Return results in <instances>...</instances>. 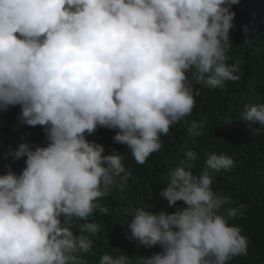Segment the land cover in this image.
<instances>
[{"label": "clouds", "instance_id": "1", "mask_svg": "<svg viewBox=\"0 0 264 264\" xmlns=\"http://www.w3.org/2000/svg\"><path fill=\"white\" fill-rule=\"evenodd\" d=\"M239 0H0V111L19 106L21 125L41 126L44 145L20 142L6 156L24 158L0 174V264H89L102 225L93 219L131 173L123 153L88 140L115 131L137 164L162 148V136L191 116L203 84L238 81L228 63L231 7ZM241 121L264 134V103L245 105ZM204 121L191 120L198 135ZM188 161L196 159L187 151ZM209 152L194 174L184 161L160 196L172 213L137 208L127 225L137 246L161 251L134 264H228L248 238L229 221L245 204L213 190L233 166ZM99 264H132L124 253Z\"/></svg>", "mask_w": 264, "mask_h": 264}, {"label": "trees", "instance_id": "2", "mask_svg": "<svg viewBox=\"0 0 264 264\" xmlns=\"http://www.w3.org/2000/svg\"><path fill=\"white\" fill-rule=\"evenodd\" d=\"M231 11L235 16L234 27L229 32L228 63L240 62V79L215 89L195 85L200 94L191 116L161 137L162 148L146 163L137 164L125 145L113 142L114 130L98 127L87 137L102 144L104 154H110L113 149L123 153L125 167L131 173L123 188L114 187L100 200L109 212L93 214V219L102 227L94 241L93 253L83 257L89 264H99L105 253L115 256L119 252L134 264L137 256L161 251L159 246L149 249L129 239L127 225L132 213L137 208L150 210V206L154 211H175L182 202L169 207L160 196L167 187L169 172L184 161L198 174L209 152L228 155L234 161L230 169L215 175L213 190L231 196L236 204L247 206L242 216L229 221L239 226L241 234L248 238L247 252L233 257L228 264H264V134L253 136L249 125L239 120L245 105L264 103V0H239ZM19 112L18 105L0 111V174L9 167L17 173L24 167V158L13 161L10 155L6 156L10 147L15 149L20 142L43 146L46 139L41 126L21 125L17 119ZM191 120L204 121L205 126L198 135L187 131ZM189 150L196 156L194 161L185 157Z\"/></svg>", "mask_w": 264, "mask_h": 264}]
</instances>
